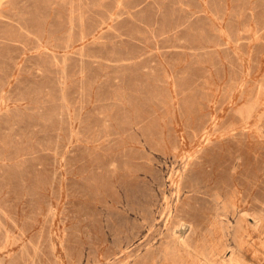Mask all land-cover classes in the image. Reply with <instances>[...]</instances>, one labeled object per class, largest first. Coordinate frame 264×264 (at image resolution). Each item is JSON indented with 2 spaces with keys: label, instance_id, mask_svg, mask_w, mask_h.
I'll list each match as a JSON object with an SVG mask.
<instances>
[{
  "label": "rangeland",
  "instance_id": "374dc122",
  "mask_svg": "<svg viewBox=\"0 0 264 264\" xmlns=\"http://www.w3.org/2000/svg\"><path fill=\"white\" fill-rule=\"evenodd\" d=\"M0 264H264V0H0Z\"/></svg>",
  "mask_w": 264,
  "mask_h": 264
},
{
  "label": "bare ground",
  "instance_id": "6f19581e",
  "mask_svg": "<svg viewBox=\"0 0 264 264\" xmlns=\"http://www.w3.org/2000/svg\"><path fill=\"white\" fill-rule=\"evenodd\" d=\"M101 28V27H100ZM242 88V87H241ZM2 105V104H1ZM188 160V159H187ZM172 167V166H171ZM212 180V179H211ZM187 183V182H186ZM239 189V188H238ZM179 190V189H178ZM177 190V191H178ZM177 191H176V193H177ZM179 192V191H178ZM179 195V194H178ZM212 196V195H211ZM229 196V195H228ZM243 198V197H242ZM229 199V198H228ZM187 201V200H186ZM160 202V201H159ZM169 205V204H168ZM188 205V204H187ZM243 207V206H242ZM158 212V211H157ZM217 216V215H216ZM170 216H168L167 218H169ZM240 217V216H239ZM154 220V219H153ZM167 222V221H166ZM228 222V221H227ZM176 223V222H175ZM238 223V222H237ZM224 225V224H223ZM201 227V226H200ZM221 227V226H220ZM226 228V227H225ZM227 229V228H226ZM241 229V228H240ZM180 230H182V229H180ZM180 230H178L179 232H180ZM178 232V233H179ZM210 234V233H209ZM165 236V235H164ZM194 236V235H193ZM200 240V239H199ZM134 244V243H133ZM202 245V244H201ZM192 248H193V246H192ZM116 249V248H115ZM147 257V256H146ZM111 259V258H110ZM208 259V258H207ZM141 261V260H140Z\"/></svg>",
  "mask_w": 264,
  "mask_h": 264
}]
</instances>
